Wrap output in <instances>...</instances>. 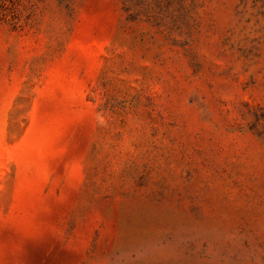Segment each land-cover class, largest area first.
Instances as JSON below:
<instances>
[{"label":"rangeland","instance_id":"obj_1","mask_svg":"<svg viewBox=\"0 0 264 264\" xmlns=\"http://www.w3.org/2000/svg\"><path fill=\"white\" fill-rule=\"evenodd\" d=\"M0 264H264V0H0Z\"/></svg>","mask_w":264,"mask_h":264}]
</instances>
